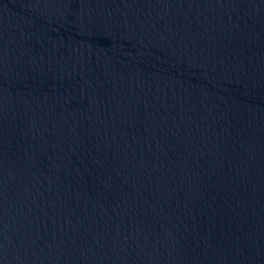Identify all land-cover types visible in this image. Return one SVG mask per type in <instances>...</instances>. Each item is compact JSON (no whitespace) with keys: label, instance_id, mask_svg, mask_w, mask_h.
<instances>
[{"label":"water","instance_id":"obj_1","mask_svg":"<svg viewBox=\"0 0 264 264\" xmlns=\"http://www.w3.org/2000/svg\"><path fill=\"white\" fill-rule=\"evenodd\" d=\"M0 264H264V0H0Z\"/></svg>","mask_w":264,"mask_h":264}]
</instances>
